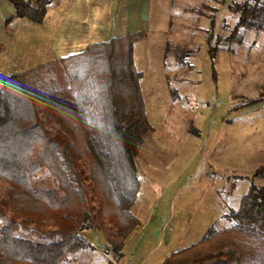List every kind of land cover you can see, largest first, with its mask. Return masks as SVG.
Here are the masks:
<instances>
[{
	"label": "trees",
	"instance_id": "trees-1",
	"mask_svg": "<svg viewBox=\"0 0 264 264\" xmlns=\"http://www.w3.org/2000/svg\"><path fill=\"white\" fill-rule=\"evenodd\" d=\"M8 2L13 13L5 22L39 23L55 0ZM229 8L237 13L230 39L264 22V0ZM144 36H112L19 74L0 72V264H67L92 248L81 232L103 225L118 238L104 234L103 250L122 257L124 239L139 225L130 207L150 128L133 62V43ZM187 52L176 48L175 61L186 65ZM252 177L261 182L251 181L237 207L224 212L226 225L210 226L159 264H264V164Z\"/></svg>",
	"mask_w": 264,
	"mask_h": 264
},
{
	"label": "rangeland",
	"instance_id": "rangeland-1",
	"mask_svg": "<svg viewBox=\"0 0 264 264\" xmlns=\"http://www.w3.org/2000/svg\"><path fill=\"white\" fill-rule=\"evenodd\" d=\"M240 1L139 2L145 36L133 43V62L150 127L130 207L139 225L124 239L121 258L104 251L109 261L100 254L104 234L118 240L109 226L81 232L92 248L67 264H159L210 226L226 225L224 212L237 207L251 181L261 182L252 172L264 164V22L228 38L237 21L229 5ZM176 48L187 49L186 65L175 61Z\"/></svg>",
	"mask_w": 264,
	"mask_h": 264
},
{
	"label": "crops",
	"instance_id": "crops-1",
	"mask_svg": "<svg viewBox=\"0 0 264 264\" xmlns=\"http://www.w3.org/2000/svg\"><path fill=\"white\" fill-rule=\"evenodd\" d=\"M139 2L141 7V0H55L42 21L35 23L16 17L5 22L13 9L8 0H0V72L19 74L77 53L91 42L144 30ZM100 254L106 257L104 250Z\"/></svg>",
	"mask_w": 264,
	"mask_h": 264
}]
</instances>
